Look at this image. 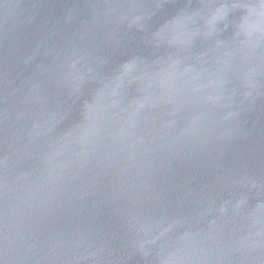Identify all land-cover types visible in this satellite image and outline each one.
<instances>
[{
	"label": "water",
	"instance_id": "95a60500",
	"mask_svg": "<svg viewBox=\"0 0 264 264\" xmlns=\"http://www.w3.org/2000/svg\"><path fill=\"white\" fill-rule=\"evenodd\" d=\"M0 264H264V0H0Z\"/></svg>",
	"mask_w": 264,
	"mask_h": 264
}]
</instances>
